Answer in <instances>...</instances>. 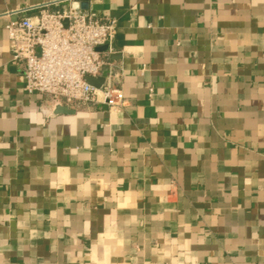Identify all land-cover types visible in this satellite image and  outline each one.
<instances>
[{
    "label": "crops",
    "instance_id": "0c3cea01",
    "mask_svg": "<svg viewBox=\"0 0 264 264\" xmlns=\"http://www.w3.org/2000/svg\"><path fill=\"white\" fill-rule=\"evenodd\" d=\"M53 1L0 0V264H264V0L81 1L120 111L25 92L6 25Z\"/></svg>",
    "mask_w": 264,
    "mask_h": 264
},
{
    "label": "built area",
    "instance_id": "2783aa9c",
    "mask_svg": "<svg viewBox=\"0 0 264 264\" xmlns=\"http://www.w3.org/2000/svg\"><path fill=\"white\" fill-rule=\"evenodd\" d=\"M76 1L83 0H55L14 13L16 19L6 25L12 61L23 71L25 92L46 97L52 108L104 105L120 111L124 74L107 60L115 53L117 21L73 9ZM63 4L68 8L52 9ZM88 77H103L104 83L94 87Z\"/></svg>",
    "mask_w": 264,
    "mask_h": 264
},
{
    "label": "water",
    "instance_id": "95a60500",
    "mask_svg": "<svg viewBox=\"0 0 264 264\" xmlns=\"http://www.w3.org/2000/svg\"><path fill=\"white\" fill-rule=\"evenodd\" d=\"M72 8L73 9H82V10H88L89 9V3L87 1H84V2H73L71 4ZM106 50V47H103V48H100L99 51H105ZM87 82L94 86V87H101V85L104 83V78L101 77V78H98V79H94V78H86Z\"/></svg>",
    "mask_w": 264,
    "mask_h": 264
}]
</instances>
